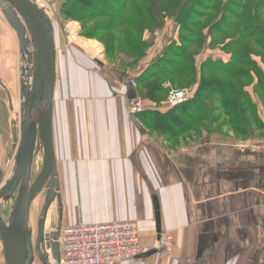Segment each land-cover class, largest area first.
Segmentation results:
<instances>
[{
	"label": "crops",
	"instance_id": "0c3cea01",
	"mask_svg": "<svg viewBox=\"0 0 264 264\" xmlns=\"http://www.w3.org/2000/svg\"><path fill=\"white\" fill-rule=\"evenodd\" d=\"M5 28L0 19L1 43ZM61 46L53 129L63 169V226L133 221L144 246H154L163 232L173 234V254L120 264H264V138L208 135L187 144L152 137L131 113L125 82L107 81L76 48L59 55ZM89 46L99 58L102 51ZM145 106L167 110L165 102ZM262 111L258 107L264 122Z\"/></svg>",
	"mask_w": 264,
	"mask_h": 264
},
{
	"label": "trees",
	"instance_id": "16d2710c",
	"mask_svg": "<svg viewBox=\"0 0 264 264\" xmlns=\"http://www.w3.org/2000/svg\"><path fill=\"white\" fill-rule=\"evenodd\" d=\"M138 1L152 5L154 12H142L133 0H64L63 13L68 20H79L82 23L102 17L109 20L105 27L98 30L100 39L92 33L91 36L97 37L99 42L108 41L114 48L111 54L113 56L123 40L126 41L131 54L125 61L130 68L129 72L124 71L122 79L130 89L136 90L139 97L144 96L146 100L161 107L167 100L165 83L191 86L189 100L177 107L163 111L145 106V111L137 115L140 123L147 130L170 139L192 130L199 132L198 137L203 138L201 130L211 133L215 129L212 124L215 118H211V114L222 108L233 120L232 128L244 139L254 136V126L264 130V122L258 116L257 105L245 91V86L252 83L253 75L258 79L257 89H264V70L255 61L256 57L253 58L254 49L246 45L247 40L252 43L257 41V46L264 49V20L259 15L264 14V0H253L249 3V0H222L212 7L214 11L210 9L212 0H168L166 5L163 0ZM201 8L205 12L209 9L211 11L207 15L206 23L201 18L199 21L193 19L192 25L181 21V18H187L192 12H200ZM227 14H232L233 17H228ZM137 15L141 17L136 22ZM165 15L180 24V37H172L173 40L171 38L167 42L170 44L152 60L149 67L138 71V64L153 45L156 32L165 28ZM240 20L244 27L238 36L236 22ZM186 27L191 29L192 34L188 43L184 37ZM147 31L152 35L149 41L143 39V34ZM226 31L235 32V35L231 34L232 37H229L230 32ZM217 36L223 42L217 40ZM227 38L228 43L225 41ZM200 46H206L202 54L205 51L220 50L225 55H209L201 61V69L198 71L196 57L200 54ZM226 55L230 56L229 62L225 61ZM261 56L264 62V55ZM221 76H229L234 82L220 78ZM244 78L247 83L242 82ZM132 79L137 84L136 88L130 85ZM248 109L252 113L250 118H247Z\"/></svg>",
	"mask_w": 264,
	"mask_h": 264
},
{
	"label": "rangeland",
	"instance_id": "374dc122",
	"mask_svg": "<svg viewBox=\"0 0 264 264\" xmlns=\"http://www.w3.org/2000/svg\"><path fill=\"white\" fill-rule=\"evenodd\" d=\"M133 1L138 6V8L142 10V12L144 11L149 12V13L154 12V8L152 5H148V3L144 4L143 2L138 1V0H133ZM220 1L222 0H212L211 2L212 6L210 7V9L212 10L213 9L212 7L218 5ZM250 1L252 2L253 0H249L248 3ZM163 2L166 5L168 0H163ZM63 5H64V0H55V4H53L52 6V11L50 10V8L48 10L49 12L48 14L51 16V18L53 15V18L55 20L54 22L56 25V29H55L56 43L58 44V46L62 45L61 48L59 47L60 48L58 51L59 55L62 56L65 53H67V50L76 48L81 53H83L85 57L93 61L94 67L97 69L99 73H103L107 81H110V82L116 81V80L123 81L122 74L124 73V71L129 72V68H130V66L126 64L127 61H125L130 58L129 55L131 54L129 51V48L127 47V44L125 43L126 41L124 42L123 40V44L122 45L120 44L119 50L114 54V56L111 55L113 53L114 48L110 45V43H108V41L99 42V40H97L98 38L100 39L99 36L101 35L100 31L98 30L101 29L100 27L102 28L105 27L107 23L109 22V20L102 17V18H97L93 21L86 22V23L79 22V20L70 21L65 17L63 13ZM210 9L208 10V12H205V10L201 8L200 12L198 13L192 12L190 15L187 16V18L186 17L184 19L181 18V21H185L187 24L192 25L193 19H195L194 21H199L201 18V21L204 19L205 20L204 23H206L208 13L211 14ZM1 11L2 10L0 9V19L4 20L6 23L7 29L5 28V32H7V34H4L6 35L4 36V39H3L4 42L3 43L0 42V48L2 49L1 55H3L2 57L0 56V187L7 180L11 179L15 171L16 150L14 148L15 146L13 142V129L14 128L19 129L20 121H21L20 119V116H21V106H20L21 105L20 104L21 82H20L19 75L21 74L20 67L22 65L21 62H22V57H23V55L21 56V53H20L19 41L16 37L17 35H15L11 27L8 25ZM259 15L263 18L262 20H264V14L259 13ZM227 16L233 17L232 14H227ZM140 17L141 16L137 15L136 22L138 21ZM164 17H165V28L163 29V31L161 30L160 32H156L153 45L148 48L146 56L139 62L138 66L143 62H147L148 60L152 62V60L155 57H158L159 53H161L163 48L165 47L163 45L164 43L163 41H165L166 37H167L166 41H170L172 37L175 38L174 36L179 35L180 37V34H181L180 24H178L175 19H170L166 15ZM210 17H212V15H210ZM187 19H189V21ZM241 22H242L241 20L236 22L237 29L239 31L237 34L238 36H239V33H242V31L240 30L244 27V24H242ZM70 24L71 26H69ZM71 29L77 30L76 33L73 34L71 32ZM190 31L191 29L188 27H186L184 30V37L186 38L185 40L186 43H188L190 39V35L192 36ZM228 32L230 31H226V33ZM91 33L96 35L98 38L91 36ZM133 33L135 34V32ZM231 34L233 36L235 35V32H230L229 37H232ZM151 38H152V35L150 34L149 31L144 32L143 34L144 40L149 41ZM216 39L219 40L220 42H223L221 40V37L219 36H217ZM225 41H227L228 43L229 42L228 38ZM89 42H94L96 44L89 43ZM88 43L91 45H94V47L97 50L102 51L99 58L97 55L95 54L93 55L90 52L89 47L91 46H89ZM256 43L257 41H254L252 43V41L247 40L246 45L251 46L254 49V51L252 52L253 58L255 59L256 57V59H259L260 62L264 65L263 57L261 56L262 54L264 55V49L262 47H259V45L257 46ZM2 45H3V48H2ZM116 46H117V43H116ZM203 50H206V46L204 47L200 46V54L197 56L198 59H196V67L198 71L201 69V61L206 59L209 55H213V56L217 55L215 51H205L202 54ZM232 50L233 49H231V51ZM201 55L203 56L202 58H201ZM61 56H60V63H59L60 68L62 67V64H63ZM102 62L105 64L106 68L102 66L101 64ZM220 78L231 80L234 82V79L230 78L229 76H221ZM253 78H252L253 80L250 78V80H252V83L245 86V88L250 90L251 93L248 92L247 90L245 91L249 93V96L251 97L253 103L257 105V112H258V107H263L264 109V89L263 88L257 89L256 87L257 82H258L257 76L253 75ZM242 82L247 83V79L245 78L242 79ZM1 83H3V85H1ZM164 87L166 90V98H168L170 89L172 88L175 90H186L189 88L191 89V86H185V85L175 86V85H172V83L170 82H167V84L165 83ZM255 87H256V90H255ZM7 90L10 92L12 96L13 106H11L9 103ZM229 97L232 98V96L230 95ZM141 99H144V101L147 103H150V104L153 103L152 101L146 100L144 96H142ZM145 102H143L144 105H145ZM247 104L248 106H250L249 102ZM247 114H248L247 118L252 117L251 116L252 113H250L249 109H248ZM262 115L264 116V111H262ZM212 117L215 118L214 121L212 122L213 128L215 129H213V132L211 133H207L205 130H201L202 132L200 133H203L202 137L210 135V136L217 137V138H229V139L231 138V139H235L238 141H253V140H258L260 138H264V130L256 129L255 126L253 127L255 134L252 138H247L248 140H246L243 137H241L239 133L236 132L231 126L233 120L231 119V117L225 114L222 108H219L218 110L213 112L211 114V118ZM250 121L251 120H249V122ZM148 133L152 137H158L162 140H165L167 143H179V141L182 140L183 142L187 144H191L192 142H195L196 138L198 137L197 134L199 132H197L196 130H192L174 139H170L167 136L159 135L157 133L151 132V130H148ZM42 168H43L42 155L38 153L34 161L33 172H32V176L30 180L31 185L34 184V182L37 180L38 176L40 175L42 171ZM59 171H61L60 173L63 174V169L61 167H59ZM62 178H63V183H64L65 179L64 177ZM63 187H64V184H63ZM61 195H62V205H63V212H64L65 191H64V194H62L61 192ZM16 198L17 197L15 195L12 198V200L8 202H4L0 209V214L6 222L9 221L12 206L14 205ZM46 200H47V190L43 189L41 192H39L35 196L31 204L30 226L33 232V237H34L33 238L34 247L36 245L39 219H40L43 207L46 203ZM63 225H64V222L60 221L59 206H58V203L56 202L51 207L49 214H48V220L46 224L47 232L57 230L59 229V227L62 228ZM0 246L2 247L1 241H0ZM33 264H43V263L36 256V260Z\"/></svg>",
	"mask_w": 264,
	"mask_h": 264
},
{
	"label": "water",
	"instance_id": "95a60500",
	"mask_svg": "<svg viewBox=\"0 0 264 264\" xmlns=\"http://www.w3.org/2000/svg\"><path fill=\"white\" fill-rule=\"evenodd\" d=\"M0 9L17 35L21 55H24L25 50L33 43L34 55H30V59L34 58L36 74L32 91L26 88L21 92L22 100L25 97L27 100L25 107L24 103L22 105L24 109H22L23 123L21 124L20 139L19 129H13L14 148L16 149L15 171L11 179L0 187V204L12 200L16 195L12 210L15 206L18 209L13 212L11 210L8 222L0 214V240L2 242L0 264H33L36 256L43 264H53L51 258L54 264H58L61 258L59 243L61 228L51 232H47L46 229L49 211L56 202L59 206L60 221H63L62 195L53 129L54 97L57 83L55 27L46 12L32 0H0ZM21 18L25 21L27 28ZM23 71H25V67L22 68ZM7 95L10 105L13 106V99L8 90ZM128 97L130 100L135 99L136 91H129ZM43 100L48 105V109L45 113L43 127H37L33 123V115ZM139 125L141 124L139 123ZM40 140L43 142L45 153L42 151ZM40 152L44 158L42 171L28 193L23 199H20L21 185L24 180H31L34 161ZM43 189L47 190V200L39 219L34 247V237L30 226V209L35 196Z\"/></svg>",
	"mask_w": 264,
	"mask_h": 264
},
{
	"label": "built area",
	"instance_id": "2783aa9c",
	"mask_svg": "<svg viewBox=\"0 0 264 264\" xmlns=\"http://www.w3.org/2000/svg\"><path fill=\"white\" fill-rule=\"evenodd\" d=\"M132 83L135 85L134 81ZM171 90L167 99L169 108L188 101L191 96L189 90ZM140 101L131 104L132 112L145 110ZM59 243L61 258L58 264H120L153 254L166 257L175 248V239L170 232L161 233L154 246H144L139 225L133 221L63 226Z\"/></svg>",
	"mask_w": 264,
	"mask_h": 264
},
{
	"label": "bare ground",
	"instance_id": "6f19581e",
	"mask_svg": "<svg viewBox=\"0 0 264 264\" xmlns=\"http://www.w3.org/2000/svg\"><path fill=\"white\" fill-rule=\"evenodd\" d=\"M33 2H35V4L40 8V9H42V10H44L45 12H46V14L51 18V16L48 14L49 12H48V10H49V8H50V10L52 11V6H53V4L55 3V0H32ZM52 3V4H51ZM51 5V6H50ZM50 6V7H49ZM2 12V11H1ZM2 14H3V16H4V19H5V15H4V13L2 12ZM52 18H53V15H52ZM51 18V20H52V22L54 23V27H55V29H56V25H55V20H54V18L52 19ZM22 19V18H21ZM6 20V19H5ZM6 22L8 23V21L6 20ZM22 22H23V24L25 25V27H26V24H25V21L22 19ZM8 25L11 27V25L8 23ZM69 26H71V24L69 25ZM27 28V27H26ZM11 29L13 30V32H14V29L11 27ZM71 32L73 33V34H75L76 33V31L75 30H73V29H71ZM15 33V32H14ZM15 35H16V33H15ZM28 36H30V34H28ZM17 37V36H16ZM31 37V36H30ZM18 39V38H17ZM33 41V40H32ZM32 41H31V43H32ZM33 43H32V45L29 47V48H27V50H25V52H24V55H23V57H22V65H21V67H20V70H21V74L19 75V77H20V82H21V85H20V93L22 92V90H24V89H26V88H29L30 89V91H32V88L34 87V85H35V81H36V74H35V72H34V70H35V68H34V63H33V59L34 58H32V59H30V55H34V49H33ZM20 48V47H19ZM22 56V55H21ZM23 67H25V71H23L22 72V68ZM31 73V74H30ZM30 74V75H29ZM25 78V79H24ZM24 80H25V82H24ZM132 81H134L133 79L130 81V85H131V87L132 88H136V86H137V84H136V82L134 81V83H135V85L132 83ZM167 84V83H166ZM173 89V88H172ZM131 90H134V91H136L135 89H130L129 91H131ZM171 90V89H170ZM186 90H189V89H186ZM129 91H128V94H129ZM172 91V90H171ZM190 91V93L192 94V92H191V90H189ZM137 93V92H136ZM127 97H128V95H127ZM8 99H9V97H8ZM137 99V100H136ZM140 97L138 96V94H137V97L135 98V99H133V100H130L129 99V97H128V100L130 101V110H131V104H133L134 102H138V101H140ZM168 99V98H167ZM26 100H27V97H25L23 100H22V98H21V96H20V106H21V116H20V119H21V121H20V127H19V132H18V135H19V139H20V134H21V124L23 123V118H22V114H23V111H22V109H24V108H22L23 106V103H24V107H25V102H26ZM134 100H136V101H134ZM142 100V99H141ZM143 102H144V100H142ZM142 101H140V103H141V105H142V107H144V105H143V102ZM187 102V101H186ZM185 103V102H184ZM183 104V103H182ZM181 105V104H180ZM165 106L167 107V109H169V107H168V105H167V100H166V102H165ZM177 106H179V105H177ZM177 106H175V107H177ZM172 108H174V107H172ZM47 109H48V105L47 104H45V102H44V100H43V102H42V104L40 105V107H39V109L34 113V115H33V123L37 126V127H43V125H44V120H45V113H46V111H47ZM145 111V110H144ZM143 111V112H144ZM143 112H141V113H143ZM131 113H133L134 115H138V114H140V113H134V112H132V110H131ZM14 142V141H13ZM40 144L42 145V151L45 153V149H44V146H43V142L40 140ZM16 150V149H15ZM40 154L42 155V159H43V164H44V158H43V154H42V152H40ZM8 181V180H7ZM5 184V183H4ZM31 187H32V185H31V183H30V180H24L23 181V183H22V185H21V189H20V193H19V198L20 199H23L24 198V196L28 193V191L31 189ZM2 205H3V203L1 202V204H0V208L2 207ZM13 207V206H12ZM18 209L16 208V206L13 208V210H12V212L13 211H17ZM1 241V240H0ZM50 254H51V251H50ZM51 261L53 262V264H54V261L52 260V258H51Z\"/></svg>",
	"mask_w": 264,
	"mask_h": 264
}]
</instances>
